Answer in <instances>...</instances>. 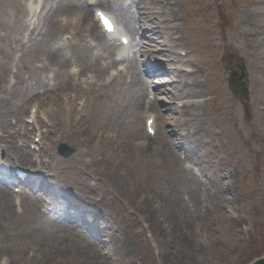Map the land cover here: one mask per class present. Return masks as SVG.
Here are the masks:
<instances>
[{"label":"rangeland","instance_id":"1","mask_svg":"<svg viewBox=\"0 0 264 264\" xmlns=\"http://www.w3.org/2000/svg\"><path fill=\"white\" fill-rule=\"evenodd\" d=\"M20 2L26 7L28 0ZM167 2L174 7L179 18L176 21L180 24L177 34L167 33V29L159 34H156L158 31L148 33L144 29V33L139 31V46L135 48V41L133 43L129 36L132 43L127 47L126 55L131 54V61L122 57L97 73V76L92 73L94 83L89 88L91 93L87 90L82 94L67 87L51 88L45 93L51 96L41 105L39 99L35 98L20 102L19 98L14 99L26 89L27 74L22 72L23 79L17 81L15 74L21 70L17 59L21 52H13L8 60L3 58L2 46L8 49L9 46L15 49L18 46L13 41L8 45L6 38L0 39V63L5 62L0 67V89L11 88L12 101L16 100L24 107L22 114L9 113L6 116L7 127L4 124V131L0 130V133L7 137L8 132L29 131L24 136L16 133L14 140L24 144L22 147L35 155L39 154L41 147L35 143L44 142V146L50 147L53 163L71 165L65 171V177L72 181V188L78 196L82 193L81 179L95 188L94 194L85 195L95 200L104 211L107 210L105 213L109 223L97 231L89 216L81 214V218H78V212L74 214L69 210L73 205L63 203L56 183L38 180L35 184L32 179L27 185L31 188L27 194L22 192L25 190L23 185L19 192L8 185L6 189L12 194L11 206L18 214L9 219L3 215L0 207V264H249L256 258L264 257V146H252L251 139L249 143L240 140L242 114L237 118L229 113L221 114L220 124L212 133L213 126L210 124L214 115L210 109L211 100L205 103L207 114L204 127L194 124L198 118L194 104L196 98L193 93L187 95L188 91H192L189 83L205 77L206 96H211L215 91V85L207 75L204 77L196 70L202 62L204 68L208 66L224 72L218 81L227 87L234 98L246 101L252 97L249 70L239 63L233 49H225L221 42L218 43V38L211 36L214 30L232 31L229 25L240 17L241 9L254 7V3L251 0ZM87 6L91 15L98 7L96 4ZM37 10L40 14V6ZM151 20L148 22L155 27L157 17ZM118 27L130 35L125 27L120 24ZM23 31L26 37L30 30ZM67 36L68 33L62 34V37ZM258 36H264V33L254 34V44L260 42ZM247 41L243 37L242 44ZM114 42L115 48L119 42L117 37ZM133 58L137 61L132 62ZM24 60H28L27 56ZM34 63L41 65V59ZM70 65L67 63L64 67L66 72ZM111 71L114 74L111 75ZM120 72L124 78L117 76ZM88 73L89 70L82 72L84 78ZM46 75H51V67ZM142 78L150 83L148 96H156L161 113L167 116L168 134L172 138L171 145L163 141L161 120L157 118L158 131L151 138L155 149L145 152L138 147L143 140L134 137L133 131L140 127L145 132L147 108L134 109L128 105V92L131 96L139 87L145 88L143 82L146 81ZM105 81L109 85L100 87V83ZM230 83L236 89L241 86L246 88L247 97H242L239 91L233 94L228 88ZM80 85L81 88L86 86ZM153 85L160 86V89ZM74 93L79 98L76 102L82 103L86 97L88 103L94 104L98 110L92 107L91 119L84 124V133H90L94 127L116 138L119 148L115 153V162L93 163L89 153L101 157L96 146L85 151V161L82 162L77 156L79 146L74 135L50 133L49 138L41 140L40 135L35 136L44 132L49 122L47 117L39 115L34 120L28 118L30 106L34 105V109L39 106L42 110L56 109L64 102L52 100L54 97ZM0 96H3L1 90ZM43 96L40 94L39 98ZM256 96L264 98V84ZM91 104L86 108H90ZM154 114L158 112L154 111ZM54 116H50V119ZM186 126L192 132L191 137L195 135L201 138L198 143L184 141ZM178 130L182 139L177 137ZM261 137L264 138V133ZM101 151L111 159L109 149L103 147ZM35 155L31 157L34 159ZM43 159L47 161L48 157L44 156ZM16 161L13 162L27 164L23 160ZM53 166L57 173L61 171L56 165ZM78 169H82V173ZM1 175L3 173L0 179ZM39 193L43 198L36 203L37 211L29 208L25 213L23 210L29 206L28 202ZM46 194L57 197L56 208H52ZM44 211L53 214L48 216ZM168 215L172 220L175 217V228ZM76 229H85L87 234H78ZM92 243H96V247ZM4 246L8 247L7 250L2 248Z\"/></svg>","mask_w":264,"mask_h":264},{"label":"bare ground","instance_id":"2","mask_svg":"<svg viewBox=\"0 0 264 264\" xmlns=\"http://www.w3.org/2000/svg\"><path fill=\"white\" fill-rule=\"evenodd\" d=\"M28 0L26 7L20 2V0H0V39H5L8 41L7 44L11 45V41L17 43L18 48L14 47H1V55L3 58L12 57V53L19 50L21 52L19 58L20 69L15 75L18 77L17 81H21V73L25 72L27 74L25 82H27V87L22 90L16 98L19 101H28L32 98L39 99V105L45 102V99L51 95L45 94L48 89H57L61 87L63 89L73 88L85 93L87 90L91 93L92 84L94 83L93 77L97 76V73L104 71L105 68L112 65L119 58H128L131 61V54L125 53L128 46H130V40L126 44L120 41L122 35L127 36L126 33L118 32L117 28L113 32L107 33L103 30L99 24L97 18L94 14L91 15L89 5H97L94 9H103L110 11L113 14V19L117 21V24L122 25L125 29L129 30V36H131V41H135L133 48L139 46L138 35L139 31L144 33L147 29L148 33H154L158 31L159 34L164 29H167V33L177 34L176 30L179 29L180 24L176 23L179 19L177 13L173 6H170L167 0H42L39 4V0ZM254 3V7L243 8L240 11V17L237 18L233 23L229 25V30L220 29L218 32L214 30L212 33V38H218V43L221 42L223 47H229L233 49L235 56L238 58L239 63L245 66V69L249 70L251 73L249 89L252 91V97L246 101H239L231 95L225 85L218 81L219 77L224 74V72L207 67H202V62L197 65V72L200 75H207V78L215 85L213 94L211 96H206L207 92L204 90L203 80L191 81L188 85L192 91H188L187 95L194 94L196 100L194 101L195 108L197 110L198 118L194 121V124L203 126L205 123L207 109L205 103L211 100L212 107L211 113L214 115L213 121L211 122L212 133H215L217 129L216 126L220 124L219 116L221 114L229 113L230 116L235 118L239 114H242L241 125L239 127V138L245 142L249 143L252 140V146H264V138L262 134L264 133V98L257 97V91L264 84V36H258L260 42L254 44V34L258 32L264 33V0H251ZM262 5V6H258ZM38 6H40V14H38ZM11 11L13 13L11 14ZM20 10L21 15H20ZM64 16V17H60ZM157 17L158 22L156 26L148 21H153L151 18ZM37 21V22H36ZM215 23V22H214ZM145 26V27H144ZM25 29H29V34L24 37ZM170 30V31H169ZM63 33H68L69 36L62 37ZM147 34V33H146ZM114 37H118L119 42L115 46ZM177 37V36H173ZM243 37H246L247 42L242 44ZM170 39V38H169ZM37 45V46H36ZM23 49V50H22ZM138 51V48L137 50ZM135 54V53H134ZM27 56L28 60H24ZM1 57V58H2ZM0 58V60H1ZM41 59V65H37L34 61ZM104 60V61H101ZM136 58H133L132 62H136ZM71 64L69 71H65L64 67L66 64ZM80 67H78V64ZM5 62L0 63V67L4 66ZM13 64V62H12ZM122 63H120L121 65ZM82 66V67H81ZM51 67V76L46 75V71ZM154 69L157 70V67ZM89 70V73L84 78L83 71ZM155 71V70H154ZM207 71V74L205 73ZM94 73V75L92 74ZM110 74H114L113 71ZM120 78H124V74L120 72L117 74ZM79 79V87H77L76 81ZM143 87L135 90L133 95L130 96L128 92V105L133 106L134 109H140L141 107H146L147 117H153V128L155 129L154 134H156V121L157 118L161 120L162 129L161 135L163 141L171 145L172 138L169 137L170 133L168 131L167 116L161 113V107L158 105V100L153 94L152 97L148 96L150 93L148 86H150L149 81L146 78H142ZM147 83V84H146ZM80 84H86L81 88ZM130 84V83H129ZM109 82L100 83V87H106ZM153 87L160 89V86L153 85ZM198 87V88H197ZM90 88V89H89ZM0 96V130L4 131V124H6V116L9 113H19L22 114L24 107L21 103H17L16 100L12 101L13 90L11 88H1ZM76 93V92H75ZM74 94H65L64 96H58V98H53L54 101L62 100L64 104L62 106H57L56 109L42 110L39 106L36 107V111L31 112L28 118L34 120L38 115L40 117H47L49 122L47 128L44 132L40 134H35V136L40 135L41 139H47L51 134L60 132L61 135L68 134V136H75V142L78 144L79 149L77 156L82 162L83 154L85 151H89L91 147H97L100 150L101 157L89 153L90 160L93 163H105V162H115L116 161V151L119 148L116 138L103 134V132L95 129H91L90 133H84V124L91 119V109L92 107L96 110L97 108L88 103L87 98L83 100L82 103L76 102L79 99ZM40 94H44L43 97L39 98ZM209 94V93H208ZM242 100V99H241ZM91 104L90 108H86ZM34 107V105L30 106ZM140 107V108H139ZM159 107V108H158ZM158 112V114H154ZM199 112V114H198ZM54 118L50 119V116ZM145 118V120H146ZM55 121L57 123H55ZM188 123V120L186 121ZM188 126V125H187ZM185 127L186 133L184 141H194L198 143L201 138L193 137L190 129ZM87 129V126H85ZM219 130V129H218ZM237 130V129H236ZM158 131V129H157ZM168 131V132H167ZM179 132V130H178ZM196 131H193L195 133ZM26 135L27 132H20L19 130L8 132L7 137L0 133V152H1V164L0 167L4 166V161L10 160H23L28 167H24L28 172L34 173L36 178L47 183H56L58 191L64 197V203H70L75 206L78 211L83 214V216L90 217L89 220L93 221L95 224L92 225L97 231L99 228L109 225L107 221V213L105 210L96 203L95 200L86 197L85 193L94 194L96 192L95 188L89 184L86 180L81 179L80 186L82 187V193L80 196L73 190L72 181L65 177V171L71 167V165H66V163L59 165L56 161L53 163V155L50 151V147L44 146V142L38 143L39 154L35 155L29 150H26L24 144H18L14 140L15 134ZM134 137L141 138L142 143L138 144V147L142 152L148 149H155V144L151 140V136L146 132H143L140 127H137L133 131ZM178 138L180 132L178 133ZM40 139V140H41ZM54 139V138H53ZM92 140V144L90 141ZM250 140V141H251ZM247 143V144H248ZM190 146L189 143H185ZM37 145V144H36ZM182 147H187L181 145ZM103 147L109 149L111 156L105 157L104 153L101 151ZM111 149V150H110ZM93 150V149H92ZM31 154V155H30ZM35 155L33 159L31 156ZM3 156V158H2ZM39 156V159L37 158ZM48 157L45 161L43 157ZM51 156V160H49ZM114 159V160H113ZM35 161V162H34ZM56 165L61 169L59 173L54 171ZM22 166V165H21ZM76 169V168H75ZM222 169V168H220ZM46 171L48 173H46ZM82 173V169H78ZM2 173V171H0ZM7 173V170L5 171ZM221 175V174H220ZM12 174L8 172L6 178L3 177V182L0 181V207L2 208V213L7 218H12L18 214L17 210L11 206V192L7 190V182L11 179ZM28 175H25L23 180L28 181ZM7 179V180H6ZM21 180V178H16ZM48 195V194H46ZM71 199H70V198ZM42 199L39 194L37 197L32 198L23 211L28 212L27 209L30 208L31 211L36 210L38 201ZM57 197L51 195V202H55ZM21 212V214L23 213ZM37 211V210H36ZM38 213V212H36ZM88 213V214H87ZM91 215V216H90ZM171 215H168L171 223L174 224L176 219H171ZM80 218V217H79ZM72 227V225L70 226ZM69 228V226L67 227ZM110 229V228H109ZM84 230V231H83ZM78 234H87L85 229H76ZM89 237V236H88ZM91 241V240H89ZM96 247V243H92ZM7 250L8 247H2Z\"/></svg>","mask_w":264,"mask_h":264},{"label":"water","instance_id":"3","mask_svg":"<svg viewBox=\"0 0 264 264\" xmlns=\"http://www.w3.org/2000/svg\"><path fill=\"white\" fill-rule=\"evenodd\" d=\"M243 97H246V89H240ZM250 264H264V257H260L252 261Z\"/></svg>","mask_w":264,"mask_h":264},{"label":"snow or ice","instance_id":"4","mask_svg":"<svg viewBox=\"0 0 264 264\" xmlns=\"http://www.w3.org/2000/svg\"><path fill=\"white\" fill-rule=\"evenodd\" d=\"M103 18V17H102ZM105 24L107 25V22L105 21ZM149 123H151V122H149Z\"/></svg>","mask_w":264,"mask_h":264}]
</instances>
